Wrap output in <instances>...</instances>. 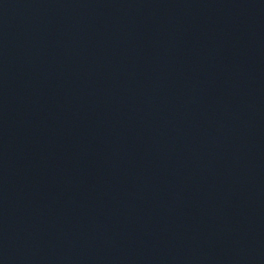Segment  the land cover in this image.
Here are the masks:
<instances>
[{
  "label": "water",
  "instance_id": "1",
  "mask_svg": "<svg viewBox=\"0 0 264 264\" xmlns=\"http://www.w3.org/2000/svg\"><path fill=\"white\" fill-rule=\"evenodd\" d=\"M0 264H264V0H0Z\"/></svg>",
  "mask_w": 264,
  "mask_h": 264
}]
</instances>
